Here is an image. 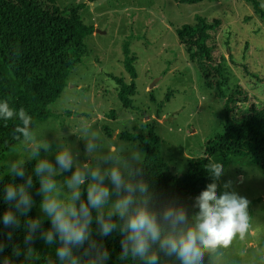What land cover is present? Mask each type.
<instances>
[{
  "label": "rangeland",
  "instance_id": "rangeland-1",
  "mask_svg": "<svg viewBox=\"0 0 264 264\" xmlns=\"http://www.w3.org/2000/svg\"><path fill=\"white\" fill-rule=\"evenodd\" d=\"M56 2L61 7L82 6V19L96 30L85 41L81 62L71 71L68 87L50 106L58 115L36 124L75 127L86 120L107 140L122 141L118 134L124 131L147 133V121L161 112L157 134L162 139V155L171 164L166 175L173 176L187 170L189 158L206 155L207 142L224 132L226 98L221 97V92L228 96L241 85L250 101L264 108V0ZM197 16L220 20L210 41L216 45L211 61L191 60L180 42L179 31L186 24L195 25ZM125 42L135 57L138 74L134 109L123 107L113 78L132 80L123 63ZM0 92L26 111L39 107L1 56ZM250 101L236 108L232 117L244 119ZM112 110L114 117L110 116ZM53 136V132L48 133L49 139ZM68 140L84 161V142L74 136ZM17 147L18 144L1 156L0 179L8 175V161L18 158ZM224 157H212L225 168L218 181V194L225 190L224 182L231 180L229 191L250 201L251 228L244 240L237 237L228 249L221 250L218 264H264V171L250 156L232 157L229 161ZM49 158L54 160V156ZM207 181L211 182L210 175ZM41 199L34 205L35 212L37 218L46 219L39 209Z\"/></svg>",
  "mask_w": 264,
  "mask_h": 264
},
{
  "label": "clouds",
  "instance_id": "clouds-1",
  "mask_svg": "<svg viewBox=\"0 0 264 264\" xmlns=\"http://www.w3.org/2000/svg\"><path fill=\"white\" fill-rule=\"evenodd\" d=\"M0 120L19 121L13 132L19 142L18 158L8 161L7 172L23 181L4 186L3 199L9 207L0 222L4 228H20L21 217H28L35 205L33 175L25 169L26 160L36 161L33 172L42 197L39 209L50 221L45 228L42 218L24 220L23 255L28 261L35 260L33 244L40 239L58 245L59 264H107L111 256L103 238L117 234V259L123 264H204L206 255L218 264L221 250L237 237L244 240L250 231V201L229 191L231 180L224 182L225 190L218 194V181L225 171L222 163L208 158L205 169L211 182L194 198L196 211L189 215L184 204L156 194L145 178L146 153L138 143L107 140L86 120L75 127L38 125L24 108L17 111L7 100L0 101ZM49 132L54 133L52 139ZM69 136L84 142V161ZM65 173L71 174L58 179ZM6 235L12 241L13 231ZM6 247L0 240V254ZM13 255H22L19 245H13ZM2 264L13 261L3 257ZM47 264L54 262L49 259Z\"/></svg>",
  "mask_w": 264,
  "mask_h": 264
},
{
  "label": "trees",
  "instance_id": "trees-1",
  "mask_svg": "<svg viewBox=\"0 0 264 264\" xmlns=\"http://www.w3.org/2000/svg\"><path fill=\"white\" fill-rule=\"evenodd\" d=\"M81 7H61L56 0H0V56L7 62L10 71L30 94L31 99L39 105L38 108L27 111L36 123L58 115L52 112L50 106L68 87L71 71L81 62L80 52L85 48V41L96 30L94 25H88L82 19ZM219 24V19L210 20L197 16L195 25L186 24L179 31L180 42L191 60L213 59L216 45L210 41L212 32L219 29ZM124 55L123 63L132 80L127 82L122 76L113 78L118 84V96L123 107L134 109L135 79L138 74L134 66L135 57L131 55L128 42L124 45ZM220 95L226 98L224 132L207 142L206 155L188 159L185 172H175L173 176L166 175V172L171 170V164L162 155V139L157 134L161 112H158L156 118L147 121V133L124 131L118 134L120 140L138 143L146 153L145 178L149 180L156 194L162 199H175L184 204L189 210V215L196 210L192 208L194 198L208 184L209 173L205 169L209 162L208 158L212 159L218 154L225 156L224 161H229L232 157L250 156L264 171V108H259L255 102H251L248 92L241 85H237L228 96L223 92ZM3 100H7L13 109L17 111L20 109L18 103L0 92V101ZM249 101V112L244 119L236 120L232 117V112L236 108ZM162 105L160 104L161 107ZM115 115V111L112 110L110 116ZM18 123V120L7 122L0 120V158L19 144L13 136ZM35 164V160L27 161L25 169L28 174L33 175L34 184L31 192L36 204L42 197L37 194L39 183L33 172ZM22 182L10 174L0 179V217L9 207L3 199L4 186L8 183ZM93 214L95 215V212ZM27 218H37L35 207L29 212L28 217H21L20 228L15 230L4 228L0 222V240L7 245L4 253L0 254V264L3 257L11 258L13 264H47L49 259L54 264H59L55 255L58 245H48L40 239H36L33 244L35 260L25 259L23 240L26 232L23 224ZM44 227H50V221L47 219H44ZM95 227L93 223L94 232ZM9 231H13L12 241L7 240L6 234ZM118 241L117 234L103 238L111 256L107 264H123L117 259L120 252ZM13 245L20 246L22 250L20 257L13 255ZM204 264L215 262L206 255Z\"/></svg>",
  "mask_w": 264,
  "mask_h": 264
}]
</instances>
